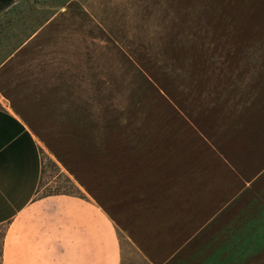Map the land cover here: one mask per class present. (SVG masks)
Returning <instances> with one entry per match:
<instances>
[{
	"label": "rangeland",
	"instance_id": "1",
	"mask_svg": "<svg viewBox=\"0 0 264 264\" xmlns=\"http://www.w3.org/2000/svg\"><path fill=\"white\" fill-rule=\"evenodd\" d=\"M0 106L49 153L39 192L83 195L77 172L127 264V236L153 261L264 264V0H14Z\"/></svg>",
	"mask_w": 264,
	"mask_h": 264
},
{
	"label": "crops",
	"instance_id": "2",
	"mask_svg": "<svg viewBox=\"0 0 264 264\" xmlns=\"http://www.w3.org/2000/svg\"><path fill=\"white\" fill-rule=\"evenodd\" d=\"M46 151L18 115L0 106L2 264H127L112 215L86 192L77 172L62 166L83 195L39 192ZM127 237L144 264L171 263L146 258Z\"/></svg>",
	"mask_w": 264,
	"mask_h": 264
},
{
	"label": "trees",
	"instance_id": "3",
	"mask_svg": "<svg viewBox=\"0 0 264 264\" xmlns=\"http://www.w3.org/2000/svg\"><path fill=\"white\" fill-rule=\"evenodd\" d=\"M14 0H0V11L11 6Z\"/></svg>",
	"mask_w": 264,
	"mask_h": 264
}]
</instances>
